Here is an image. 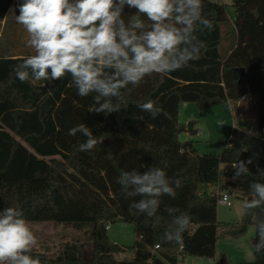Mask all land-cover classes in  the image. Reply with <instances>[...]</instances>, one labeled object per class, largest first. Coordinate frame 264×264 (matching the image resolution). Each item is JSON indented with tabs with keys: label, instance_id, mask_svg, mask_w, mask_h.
I'll list each match as a JSON object with an SVG mask.
<instances>
[{
	"label": "trees",
	"instance_id": "1",
	"mask_svg": "<svg viewBox=\"0 0 264 264\" xmlns=\"http://www.w3.org/2000/svg\"><path fill=\"white\" fill-rule=\"evenodd\" d=\"M18 0H0V20ZM234 20L229 5L203 0V16L213 30L197 32L206 42L198 60L169 75L153 73L137 87L123 89L119 112L95 113L92 95L81 97L63 80L21 82L13 69L31 53L0 55V210L17 207L28 223L54 222L84 231L92 254L78 242L66 241L54 253L33 247L30 255L41 264H177L188 255L215 258L218 240L219 183L230 195L245 201L254 198L250 185L264 183V0H234ZM254 11L258 12V17ZM125 8V20L134 13ZM146 19V18H145ZM234 39L223 24L231 21ZM225 40V41H224ZM223 45L226 50L223 51ZM245 69L240 79L236 68ZM247 94L257 98V129L253 134L233 129L222 141L219 155L200 154L192 141H181L186 124L179 120L184 103L201 111L215 105L237 103ZM154 100L163 114L153 119L138 104ZM84 123L103 140L92 151H80L86 137L68 130ZM250 175L233 179L232 163L247 161ZM170 179L182 186L175 198L162 196L155 218L130 210L141 197L125 198L117 178L122 170L146 171L143 165L163 167ZM175 207L190 217L179 242H164L161 235L172 227L165 209ZM135 213V214H134ZM264 221V206L246 210L244 223ZM123 220L134 224L137 239L132 246L111 241L109 224ZM258 242L256 233L254 243ZM133 251L119 259L120 252ZM247 263H231L223 255L215 264H264V252Z\"/></svg>",
	"mask_w": 264,
	"mask_h": 264
},
{
	"label": "clouds",
	"instance_id": "2",
	"mask_svg": "<svg viewBox=\"0 0 264 264\" xmlns=\"http://www.w3.org/2000/svg\"><path fill=\"white\" fill-rule=\"evenodd\" d=\"M15 20L28 33L27 45L35 54L23 59L13 71L21 82L55 81L71 77L70 86L81 97L92 95L98 105L94 112L105 116L119 112L124 103L123 89L139 86L153 73L169 75L200 58L206 42L196 34L211 32L213 22L203 16V0H21ZM125 8L135 12L125 20ZM146 18V19H145ZM153 119L163 114L154 100L137 105ZM82 134L86 139L80 151H92L98 139L84 123L68 130V135ZM163 167L143 165L146 171L122 170L117 178L125 198L141 197L130 210L160 219L157 211L161 197L175 198L182 186L180 179L168 177ZM247 161L232 163L233 179L250 175ZM264 178V169L258 168ZM254 198L245 201L246 210L264 206V183L250 185ZM165 211L173 217L172 227L161 240L179 242L188 229L190 217L175 207ZM135 214V213H134ZM254 222L256 218L253 217ZM258 242L256 253L264 252V221L255 222ZM37 237L24 213L17 207L0 210V264H41L30 253Z\"/></svg>",
	"mask_w": 264,
	"mask_h": 264
},
{
	"label": "rangeland",
	"instance_id": "3",
	"mask_svg": "<svg viewBox=\"0 0 264 264\" xmlns=\"http://www.w3.org/2000/svg\"><path fill=\"white\" fill-rule=\"evenodd\" d=\"M210 1L229 5L234 20V0ZM19 2L21 0L14 4L5 19L0 20V55L35 54L34 49L27 45L28 33L15 20L16 15H19L17 7ZM233 30L232 20L223 24V32L228 31L227 33H229L227 38L234 39ZM225 46L223 45V51L226 50ZM257 108V98L252 94H248L237 103L228 104L224 102L208 108L207 111L202 113L198 108L195 115L184 116L183 120H186V123L180 122L186 125L191 121L194 123L197 133L190 135L195 146L199 145V147L204 148V151H199L200 154L219 155L222 151V141L230 137L233 129L245 131L250 129L255 133L257 129ZM208 113L209 116H207ZM229 199L232 203L231 206L218 201L220 227L218 229L215 258L188 255L184 259L180 258L177 264H215V261L223 255L231 263L254 261L255 225L252 222L244 223L242 220L245 199L235 195H229ZM28 224L37 237V244L34 247L39 250L54 253L59 250L64 242L74 240L81 245L82 250H85L89 255L92 254V244L89 236L84 231L76 230L70 224L54 222ZM107 233L111 241L119 245L132 246L137 239L134 224L123 220L109 224ZM132 253V250L125 252V254H128V258L133 256Z\"/></svg>",
	"mask_w": 264,
	"mask_h": 264
},
{
	"label": "crops",
	"instance_id": "4",
	"mask_svg": "<svg viewBox=\"0 0 264 264\" xmlns=\"http://www.w3.org/2000/svg\"><path fill=\"white\" fill-rule=\"evenodd\" d=\"M248 95V94H247ZM228 104H230V102H227ZM197 105L195 104V103H184L182 106H181V108H180V114H179V120L181 121V122H183V123H186L183 119H184V116H187V117H189V116H192V115H195L196 113H197ZM231 109H232V105H231ZM208 109H206V110H204V111H207ZM210 110V109H209ZM201 111V110H200ZM203 111H201V113H202ZM208 112H211V111H208ZM207 116H209V113H208V115ZM194 129H195V126H194ZM194 133H197V130H195V132ZM194 133H190V132H188L187 131V129H186V131H184V132H182L181 134H180V136H179V138H180V140L181 141H187V140H190V141H192L193 142V140H192V137H191V135L190 134H194ZM182 138H184L183 140H182ZM194 147L196 148V150L198 151V153H199V151L200 152H202V151H204V148H201V147H199V145H197V146H195L194 145ZM204 154H206V153H204Z\"/></svg>",
	"mask_w": 264,
	"mask_h": 264
},
{
	"label": "built area",
	"instance_id": "5",
	"mask_svg": "<svg viewBox=\"0 0 264 264\" xmlns=\"http://www.w3.org/2000/svg\"><path fill=\"white\" fill-rule=\"evenodd\" d=\"M247 134H252L253 131L248 129L245 131ZM215 192L218 196V200L224 204V205H227V206H231L232 203L230 202V199H229V193L228 191L225 189V185L223 183H219L217 186H216V189H215ZM117 257L119 259H125L128 256V254H125L124 252H120L118 253Z\"/></svg>",
	"mask_w": 264,
	"mask_h": 264
},
{
	"label": "water",
	"instance_id": "6",
	"mask_svg": "<svg viewBox=\"0 0 264 264\" xmlns=\"http://www.w3.org/2000/svg\"><path fill=\"white\" fill-rule=\"evenodd\" d=\"M255 15L258 17V12L257 11H254ZM237 72H239L240 74V79H243L245 77V69L243 67L241 68H236ZM187 131L190 132V133H194L195 132V129H194V123L191 121L187 124V127H186Z\"/></svg>",
	"mask_w": 264,
	"mask_h": 264
}]
</instances>
